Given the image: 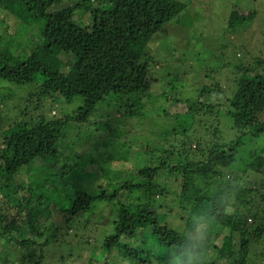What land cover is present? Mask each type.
Wrapping results in <instances>:
<instances>
[{
	"label": "trees",
	"instance_id": "16d2710c",
	"mask_svg": "<svg viewBox=\"0 0 264 264\" xmlns=\"http://www.w3.org/2000/svg\"><path fill=\"white\" fill-rule=\"evenodd\" d=\"M64 1L67 5L53 9L59 0H0V10L16 22L40 23L38 42L26 38L0 46V81L4 83L0 84V196L16 201L17 207V218L0 212L2 243L28 248L44 235L47 226L33 217L31 211L35 209L49 219L54 211L61 212L65 227L78 237L60 245L59 251L55 249L51 258L56 264L73 263L76 250H91L89 253L95 255L91 261L102 264H254L248 259L250 249L254 259H263L264 174L257 185L239 180L240 172L251 166L252 171L259 172L253 162L264 153V143L256 144L264 136L263 59H256L261 70L249 64L234 75L225 109L224 88L218 82L214 87L204 84L194 105L190 100L176 99L187 104L186 112H175L173 124L161 132L159 143L137 146L139 154L133 156L136 165L125 173L126 178H111L109 166L100 165L93 191L67 187L58 192L50 184L52 166H69L67 173L77 171L80 176L90 173L92 168L80 166L70 148L62 157L61 141L71 125L88 126L98 103L110 94L117 103L115 111L121 113L117 119L112 117L115 122H140L151 116L145 112L144 101L150 89L148 43L170 20L180 21L186 9L181 0ZM75 11L88 15L89 21L80 24L73 19ZM248 18L234 11L228 27L236 29ZM29 43L30 47L23 46ZM13 48L17 52H11ZM59 53L72 55L69 70H64ZM10 83L29 88L22 94L20 89L7 87ZM214 90L216 99L209 97ZM75 97L82 103L72 112L58 113L55 106L48 105L59 99L70 102ZM199 115L209 138L201 133L199 139L190 140L189 128L195 124L194 116ZM213 116L216 125L211 130L208 118ZM225 116L235 135L220 142L218 127ZM91 124L94 130L107 128L111 136L120 137L122 132L104 120L95 118ZM27 168L31 172L26 179L17 180ZM57 192L64 198L57 197ZM121 192L127 193L126 200L121 199ZM99 203L112 204L115 214L113 231L103 237L99 251L94 252L88 248L96 242L90 235L92 223L86 217L84 227H79L78 221L81 215L94 212ZM175 221L194 229L203 223L204 236L189 237L186 229L173 227ZM26 228L32 237L27 236ZM225 229L236 240L218 242ZM55 233L46 235L40 251L42 246L62 243ZM259 247L262 250L258 251ZM24 256L30 257L26 264H45L43 252Z\"/></svg>",
	"mask_w": 264,
	"mask_h": 264
},
{
	"label": "rangeland",
	"instance_id": "374dc122",
	"mask_svg": "<svg viewBox=\"0 0 264 264\" xmlns=\"http://www.w3.org/2000/svg\"><path fill=\"white\" fill-rule=\"evenodd\" d=\"M181 1L186 4V9L182 11L180 21L170 20L153 35L148 43L152 60L150 62V73L147 78L150 83V89L144 101L145 112L151 116L145 117L140 122L135 119H126L125 124H121L113 119L114 117L116 119L121 117V113L115 111L117 103L114 102L113 95L110 94L102 102H99L95 112L90 116L89 125L85 127H80L81 125H73L72 127L71 125L68 128V136L61 141L62 157L69 154L70 148L72 158L80 166L92 169L85 176H80L77 171L67 173L69 166L57 165L50 167L49 182L52 186L55 185L57 187L58 192L67 187L93 191L94 186H96L93 181L96 178V167L100 165L103 168L109 166L111 178H115L117 175L119 179L126 178L125 173L136 165L133 156L139 154L137 152L138 148L146 144L159 143L161 132L170 129L173 124L175 112H186L187 104L175 102L176 99L190 100V103L194 105L198 100V92L204 84L214 87V83L218 82L224 88L226 101L223 105L225 109L228 106V98H230L233 90L234 75L241 71L242 66H250L249 64H251L252 67L257 66L258 70L262 69L256 59L264 60V0ZM65 5H67V1L59 0L58 5H55L53 9L61 8ZM234 11L249 17L236 29L228 27L230 15ZM73 19L83 24L89 21V16L79 15L75 11ZM39 25V22H32L30 25L18 23L12 15L0 10V40L3 39L0 46L4 47L6 42L11 43V41L17 39H22L21 41L23 42L26 38L33 43L38 42ZM27 45L30 47V43L23 44L25 47H28ZM15 51V48L11 50V52ZM58 58L63 62L64 70H69L72 64V55L59 53ZM0 84H4L3 81H0ZM9 86L15 90L20 89L23 92L22 94H25V90L29 88L27 85L17 86L11 83L7 85V87ZM209 97L216 99L217 92L214 90ZM81 103L82 99L75 97L70 102L59 99L56 103L50 104L48 102V105L55 106L54 108L60 113L64 111L72 112ZM7 105L10 108V103ZM166 111L169 113L165 114ZM186 117L187 119L190 118L189 115H186ZM95 118L110 122L115 128L122 130L120 137L111 136L113 134L107 128L99 131L94 130L91 121L93 122ZM194 118H196L194 119L195 124L189 128L190 140L199 139L202 135H206L209 138L210 134L204 133L206 126L200 125V122H203L204 119H201L200 115L199 117L194 116ZM208 119L209 124L211 123L213 126L211 127L212 130L216 125L214 122L215 117H209ZM71 127L72 130H70ZM218 128L221 129L220 142H227L234 138L235 133L231 129V123L227 116L220 119ZM179 129L181 131L182 127ZM258 140L256 144L262 145L264 136H261ZM261 140L262 142H260ZM246 148L250 150L248 146ZM123 155L127 156L115 159ZM142 157V154H140L138 156L139 160H142ZM254 166L259 172L252 171V166L245 172H240L239 180L241 183L257 185L262 182L264 153L255 159V162H253ZM40 171L42 172L41 169L38 170V172ZM30 172L29 168L22 170L17 175V180H25ZM246 174L250 177H246ZM58 192L56 194L57 197L61 196V198H64V194ZM122 194L124 193L121 192L119 194L122 197L121 199L126 200L127 193L124 196ZM15 204L16 201L3 200L0 196V212L3 214V212L7 211L9 218L17 215ZM31 213L33 217L38 218L43 225L47 226L44 230V235L34 239L36 243L33 246H28V248H23L14 243L3 244L2 240H0V264L2 261H6L7 264H26V260L30 257H26L24 254L35 257L40 252H43L45 256L43 258L45 264H56L55 258H51V256L55 254L56 250H60V245L69 241L75 242L78 239V237L73 236V230L65 227L64 217L61 212L54 211L50 219L35 209ZM114 214L112 204L99 203L94 212L80 216L79 227H84V219L86 217L92 223L90 235L96 242L88 246V248L94 249V252L99 251L103 237L113 231L111 221L114 218ZM163 214H165V211ZM176 222H174L173 227L179 230L186 229L189 237L201 238L204 236L203 226L201 225L203 223L198 224L195 231L194 228L185 227L186 224L183 223L182 225L180 221ZM248 222H251V218H248ZM26 229L28 232L27 236L32 237L29 229ZM54 233L58 239L62 240V243L58 242V245L42 246L40 251L39 246L45 240L46 235H53ZM140 236L141 233L139 232L136 240L140 239ZM232 239L233 241L236 240V236L225 229L221 232L218 242L228 244L231 243ZM259 248L258 251L262 250L261 247ZM66 251L65 255L68 259L69 255ZM89 251L91 250H76L74 262L71 264H102L91 261L95 255L89 253ZM254 255L250 249L248 256L250 262L264 264V258L261 259L259 257L260 259H258V257H255L254 259Z\"/></svg>",
	"mask_w": 264,
	"mask_h": 264
}]
</instances>
